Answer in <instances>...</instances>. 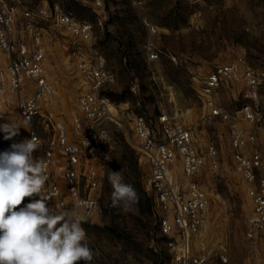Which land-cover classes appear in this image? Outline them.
<instances>
[{
  "label": "rangeland",
  "instance_id": "obj_1",
  "mask_svg": "<svg viewBox=\"0 0 264 264\" xmlns=\"http://www.w3.org/2000/svg\"><path fill=\"white\" fill-rule=\"evenodd\" d=\"M25 4L32 9L56 6L93 23L92 37L83 40L50 20L39 22L40 46L45 51L43 73L54 86L33 121L43 137L52 133L48 118L65 120L71 141L77 142L85 134L87 121L78 105V94L85 89L77 68L79 58L102 61L113 75L101 89L110 105L104 122L109 160L99 171V207L82 222L95 253L91 264H170L153 195L145 184L149 161L138 149L133 131L137 114L146 116L157 137V118L162 114L188 127L194 146L205 155L196 179L209 196L206 238L211 247L225 243L228 253L226 262L215 258L211 264H264V237L245 236L251 201L231 157L230 125L207 115L201 94L202 80L215 65L242 57L240 68L248 66L260 77L259 121L254 128L264 158V136L258 125L264 122V0H104L101 7L91 0H28ZM145 20L156 27L161 53L154 61H147L144 54L150 36ZM244 89V83H221L215 98L247 126L239 111ZM1 101L6 103L7 119L21 127L19 143L26 139L28 124L20 119L14 98L4 95ZM77 116L82 121L79 128L72 124ZM207 143L217 150L216 166L206 153ZM56 162L61 174V160ZM110 171H120L123 182L131 184L139 195L138 203L128 212L111 206ZM261 171L264 174V163ZM171 174L179 184L185 181L178 156ZM28 202L25 199L24 203Z\"/></svg>",
  "mask_w": 264,
  "mask_h": 264
},
{
  "label": "built area",
  "instance_id": "obj_2",
  "mask_svg": "<svg viewBox=\"0 0 264 264\" xmlns=\"http://www.w3.org/2000/svg\"><path fill=\"white\" fill-rule=\"evenodd\" d=\"M28 0H0V97L9 95L16 101L20 119L28 124L26 139L34 133L42 142V149L34 157L42 159L48 176L44 192L52 198L49 207L73 208L75 201L86 202L85 207L76 209L78 215L88 219L99 207V171L109 160L104 141L109 138L104 122L110 111L108 98L101 92L105 84L113 80L112 73L102 61L93 63L83 57L77 68L85 89L78 94V105L87 121L83 137L77 141L68 138L65 120L51 121L46 137L33 125L40 115L41 101L54 92L52 81L43 73L45 51L40 46L42 28L40 21L50 20L66 29L73 37L88 40L92 37L93 23L80 20L68 12L54 7H28ZM101 7L104 0H91ZM149 37L144 44L147 61L159 58L161 50L156 43V27L144 21ZM242 57L214 66L202 80L201 94L207 115L217 117L230 125L231 157L236 163L246 194L251 201V212L246 218L245 236L264 237V163L263 148L258 146V132L254 125L259 121L256 105L259 100L260 77L250 67L240 68ZM221 83H244L243 102L239 111L248 125H243L232 116L226 107L215 98ZM135 91V86L131 87ZM4 101L0 104V124L10 121L5 115ZM158 132L155 135L145 115L137 114L133 131L138 149L149 161L145 184L153 195L159 233L170 253V264H211L213 259L228 260L225 243L211 247L206 238V209L209 196L196 179L206 159L193 144L191 130L178 122H171L166 115H159ZM81 118L74 117L73 126H81ZM264 136V122L258 123ZM259 132V133H260ZM18 136L4 139L0 132V152L18 143ZM251 147V150L248 149ZM206 153L213 166L217 165V150L207 143ZM181 160L185 181L181 184L172 179L171 165ZM56 159L61 160V174L57 171ZM60 174V177L57 175ZM37 199L39 197H36ZM30 201L31 198H25ZM87 202H94L90 209Z\"/></svg>",
  "mask_w": 264,
  "mask_h": 264
},
{
  "label": "clouds",
  "instance_id": "obj_3",
  "mask_svg": "<svg viewBox=\"0 0 264 264\" xmlns=\"http://www.w3.org/2000/svg\"><path fill=\"white\" fill-rule=\"evenodd\" d=\"M20 128L11 121L0 124L5 140L19 135ZM41 145L32 133L31 139L0 152V264H91L95 253L82 227L85 217L76 211L86 202L61 209L47 205L52 197L44 192L46 164L33 155ZM108 180L111 206L130 211L139 201L135 188L123 182L120 171H110ZM93 206L87 202L89 209Z\"/></svg>",
  "mask_w": 264,
  "mask_h": 264
},
{
  "label": "trees",
  "instance_id": "obj_4",
  "mask_svg": "<svg viewBox=\"0 0 264 264\" xmlns=\"http://www.w3.org/2000/svg\"><path fill=\"white\" fill-rule=\"evenodd\" d=\"M148 206H151V200H149V198H148Z\"/></svg>",
  "mask_w": 264,
  "mask_h": 264
}]
</instances>
